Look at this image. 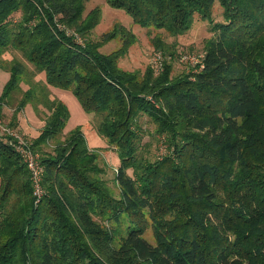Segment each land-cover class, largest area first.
<instances>
[{
    "label": "trees",
    "instance_id": "obj_1",
    "mask_svg": "<svg viewBox=\"0 0 264 264\" xmlns=\"http://www.w3.org/2000/svg\"><path fill=\"white\" fill-rule=\"evenodd\" d=\"M107 2L172 35L198 14L214 36L198 72L172 78L165 65L139 77L117 65L129 33L110 54L87 39L100 13L83 17V0H0V54L20 50L45 85L101 115L97 131L119 159L115 195L77 126L40 159L37 197L15 141L0 135V264H264V0ZM21 73L11 67L0 105ZM33 97L25 91L16 113ZM48 109L33 149L70 118L57 98ZM143 115L166 139L168 155L154 162L137 151ZM148 224L154 243L143 236Z\"/></svg>",
    "mask_w": 264,
    "mask_h": 264
},
{
    "label": "rangeland",
    "instance_id": "obj_2",
    "mask_svg": "<svg viewBox=\"0 0 264 264\" xmlns=\"http://www.w3.org/2000/svg\"><path fill=\"white\" fill-rule=\"evenodd\" d=\"M83 7V17L94 9L100 13L98 24L86 37L89 41L99 44L101 53L110 54L118 50L129 37L128 33L130 34V45L118 58L117 65L120 69L137 73L139 77L147 68L152 69L157 75L162 72L165 65H169L172 78L198 72V66L205 52L204 47L214 36L211 25L198 14L194 15L192 24L186 32L172 35L163 29L140 27L123 10L110 7L107 0H83ZM13 19L19 20L18 13ZM212 19L216 23L222 22V9L217 2L212 8ZM67 30L69 33H74L71 29ZM106 35L108 36L103 41ZM14 64L21 66L22 73L19 88L0 105V135L6 134L13 141L27 148L33 156L35 161L33 168H35L40 163V159L53 153L57 141L64 140L68 132L79 126L88 149L98 155L97 164L104 171L101 178L106 181L112 192L118 195L119 189L114 182V175L119 159L115 148L109 145L105 137L97 131L101 115L85 112L71 90L45 85L44 74L37 72L23 53L14 48H8L0 54V95ZM29 88L34 95L32 102L27 103L20 112L16 113L17 103ZM53 98L59 99L67 106L70 118L56 139L33 149L32 143L44 126L50 113L49 102ZM138 123L142 129L138 141V155L150 162L168 155L166 139L158 134L155 124L145 115L139 117ZM128 173L131 175V170H128ZM123 223L126 225L125 220ZM143 236L154 243L149 224Z\"/></svg>",
    "mask_w": 264,
    "mask_h": 264
},
{
    "label": "built area",
    "instance_id": "obj_3",
    "mask_svg": "<svg viewBox=\"0 0 264 264\" xmlns=\"http://www.w3.org/2000/svg\"><path fill=\"white\" fill-rule=\"evenodd\" d=\"M16 149L20 152L23 160L25 161L28 169L31 171V179L34 187L35 194L37 197H39L42 193V190L40 188V174L42 172V168L37 164L35 168H33L35 161L33 159V156L27 148L22 147L19 143L15 142ZM37 168V169H36Z\"/></svg>",
    "mask_w": 264,
    "mask_h": 264
}]
</instances>
